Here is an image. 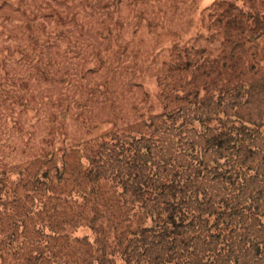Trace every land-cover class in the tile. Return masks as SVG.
<instances>
[{"label":"rangeland","instance_id":"1","mask_svg":"<svg viewBox=\"0 0 264 264\" xmlns=\"http://www.w3.org/2000/svg\"><path fill=\"white\" fill-rule=\"evenodd\" d=\"M0 264H264V0H0Z\"/></svg>","mask_w":264,"mask_h":264}]
</instances>
